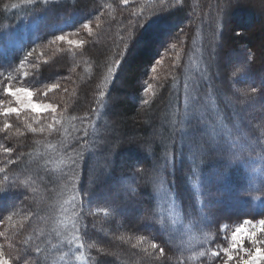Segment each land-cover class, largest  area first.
I'll use <instances>...</instances> for the list:
<instances>
[{
	"label": "trees",
	"instance_id": "trees-1",
	"mask_svg": "<svg viewBox=\"0 0 264 264\" xmlns=\"http://www.w3.org/2000/svg\"><path fill=\"white\" fill-rule=\"evenodd\" d=\"M193 2L0 0V244L11 264L54 263L50 260L51 248L41 246L45 244L51 219L34 214L38 203L48 204L53 198L47 192L54 183L53 175L60 182L69 183L70 165L62 162L57 166L54 161L60 155L62 160H68L78 155L81 148L89 149L94 132L107 114L109 121L115 117L127 123L133 121L138 140L148 137L149 131L143 124L147 113L164 109L171 98L174 99L172 112L176 111L174 117L154 121L152 126L165 122L181 134L174 133L169 142L148 146L149 157L144 163L140 161L143 160L141 154L129 158L123 174L112 177L113 185L108 178L100 189H90L88 173L84 169L80 172L76 193L80 203L90 201V209L76 214L75 230L84 245L86 264H108L119 255L117 252L127 249L129 254L121 258L123 264H220L224 254H211L219 249L223 224L264 217V134L260 133L261 127L264 129V9L245 0H229L227 4L225 0H197L195 7ZM211 6L215 10L212 11ZM202 20L219 23V28L209 26L201 31L205 35L209 31L207 37L219 39L215 57L222 67L221 76L229 85L217 92L222 93L235 110L249 112L246 117L252 121L247 128L238 124L239 131L233 129L230 138L227 137L229 145L225 148L223 145L221 151L215 148L217 142L212 138V127L217 123L215 117L210 113L204 117L199 115L203 102L193 100L191 104L183 99V84L187 79L185 66ZM85 28L92 32L83 51L71 52L73 57L70 53L50 54L57 38L82 35L86 33ZM154 33L160 35L159 41L150 43ZM140 43L149 46L136 48ZM112 45L117 47L108 62L107 53L113 49ZM174 51L178 54L175 62L170 61L165 70L153 71L159 61L173 55ZM45 56L50 59L37 64L32 75L25 71L30 60ZM88 66L92 70L85 74ZM20 84H32L33 89L48 85L45 97L58 106L57 114L53 118L51 115L42 117L36 123L23 118V124L4 115L3 104L9 97L5 88ZM113 94L123 100H112ZM99 96L104 97L98 100ZM256 104L260 113H251ZM182 106L191 107L186 121L193 119L196 128L185 124ZM210 106L213 108L212 104ZM235 119L238 116H228L233 128ZM10 120L14 124H8L11 127L4 130L3 122ZM25 127L29 128L31 137L25 135ZM142 145L144 143L136 144L135 154ZM98 147L101 149V144ZM35 151L39 152L35 163H48L52 167L46 165L43 177L32 175L33 181L27 183L28 177L22 178L21 166ZM89 152L86 159L91 160L94 153ZM203 153L208 154L202 156ZM133 163L137 171L130 172ZM155 164L161 169L151 175L149 169ZM70 184H67L68 190ZM113 190L121 193L111 195ZM163 196L164 200L168 197L175 202L177 216L184 220L178 222L177 229L185 230L179 239L172 235L175 238L172 240L170 236V224L163 215ZM127 212V217L138 222L137 227L119 230L115 235L120 238L119 242L107 244L105 228L118 222L112 214ZM98 223L102 228L92 230ZM35 226L38 234L34 232ZM190 229L199 231L206 242L190 250L204 251L207 245L211 254L198 255L195 260L191 254L190 257L183 255L182 243L178 241H184ZM44 230L47 232L43 233ZM206 233L211 236L210 241L203 238ZM116 243L121 248H115ZM154 243L160 251L163 249V256L149 248ZM49 244L51 247L52 240ZM135 257L140 258L138 263Z\"/></svg>",
	"mask_w": 264,
	"mask_h": 264
},
{
	"label": "rangeland",
	"instance_id": "rangeland-1",
	"mask_svg": "<svg viewBox=\"0 0 264 264\" xmlns=\"http://www.w3.org/2000/svg\"><path fill=\"white\" fill-rule=\"evenodd\" d=\"M150 1V0H148ZM171 1H177V0H171ZM229 0H225V3L227 4ZM245 3H251V4H257L260 5L264 9V0H245ZM197 5V0H194L193 6L195 7ZM213 10L215 8L213 6L210 7ZM229 17H227L228 19ZM131 25V23L129 24ZM214 27V28H219V23L217 21H209V20H202L201 22L198 23V33L196 35L195 40L193 41V50L192 53L189 55V63L185 66V77L187 78L185 80V85L184 86V97L183 99L185 100V103L188 101L191 104L193 103V100L197 102H203L202 105L203 107H200L199 110V115L204 117V115L209 114L213 115L215 118V123L212 127V133L213 136L212 138L215 139V142H217V145H215L218 151H221L224 145V148L229 145V139L230 134L233 133V129L235 132L239 131V128H237V125H243L245 128H247L248 124H252V121L249 120L248 117H246L249 112L244 111L243 109L238 111L235 110L234 107L232 106L231 103H229L224 96H222V93L220 95V90L221 88H225L229 83L224 80L221 76V71L220 68L221 65L219 64L216 60L215 55L218 53L219 49L217 48L219 39L217 37H207L210 32L206 31L207 35L203 34L201 31H205L208 27ZM86 31L82 35H72V37H59L56 39V41L52 44L51 50L52 53L51 55H64L67 53H70V56L73 57L72 53L73 51H83L86 48L88 39L91 35V29L85 28L83 29ZM131 37V36H130ZM160 35L158 33H154L152 35V39H150V43L157 42L159 41ZM153 40V41H151ZM116 43V42H115ZM139 45V44H138ZM136 46V48L139 47H148V43H140L139 46ZM99 46V45H98ZM97 46V47H98ZM117 47L116 45H112V50L107 53V61L110 62V55L114 53V48ZM101 48V46H100ZM107 48V46L105 47ZM108 50V49H107ZM179 51V50H178ZM173 55L171 56H166L164 60L159 61L157 66L154 67L153 71H160V70H165L170 66V61L171 63L175 62L177 60V52L176 54L175 51L172 52ZM208 55V56H207ZM41 59L37 60L36 58H33V61L30 60L29 65L26 67L25 71H28V74L32 75L35 69L37 68V64L41 62L47 61V59H50L49 57L43 58L40 57ZM41 60V61H40ZM92 70L91 66H88L87 69H85V74L86 72H91ZM164 73V72H163ZM163 73L162 76H163ZM122 78L123 77H119ZM115 82H113L112 86L115 85ZM117 84L120 85V81H117ZM32 85V84H30ZM28 85H13V86H7L5 88H11L13 91L17 89H26L29 92H31V96L25 95L23 92L19 94V102L17 100V97H13L11 95H8L7 92L6 94L9 96L8 100L3 104V110L2 113L4 114L5 111L8 108H19L20 111L19 113H9L6 116L12 117V119H15V122H20L23 124V118L24 120L29 118L30 120L33 121V123H36L37 120H41L42 117H48V115H51L50 118H53L55 114H57L58 111V106L52 102H50L46 97L45 94L47 93L48 85H42L39 88H31V86ZM124 87V85L122 86ZM173 89H175V86H172ZM39 90V91H37ZM219 91V92H217ZM41 92V93H40ZM254 93V92H252ZM251 93V94H252ZM102 95V94H101ZM104 96H99L98 100H102ZM112 100H123L121 96H118L116 94L111 95ZM169 101L167 104V107L164 109L161 108L159 111H151L150 113H147V116L145 117L146 119L143 120V124L145 128L148 129L149 131V136L146 138H141L138 140V133L137 131L135 132V128L133 125V121H130V123L125 122L123 118L120 117H115L113 121H109L108 117L109 115L107 114L104 116V120L101 123V127L97 129L96 132H94V135L92 137V141L89 145V149H80V153L76 156H73V158L68 159V160H62V155H60L56 161H54L56 164L59 165L62 162H67L70 165V180L69 183L67 182H60L59 178H57L56 175L52 176V181L54 182L51 187H48L47 192L53 195V198L50 203L45 204L42 202L41 204L38 203V209L35 211L36 217H41V218H50L51 219V225H50V230L47 235V238L45 236V244H41L42 248H51L50 249V260L51 262L53 261V264H86L87 258L84 250V245L80 241L79 235L77 230H75V224H77L76 221V214L83 212V211H88L90 201H86V204L79 200V196L76 193V184L78 181V176L80 172L84 169L86 173H88L89 178L87 179V185L89 186L90 189L95 188H101L102 184L104 181H107V179H111L112 185L114 184V178L118 177L123 174L124 171H122L125 168V163L126 161L129 160V158H133V156H138L141 154L143 156V163L145 162L144 159H148L149 157V152L147 147L154 145L153 143L156 144H161L163 141L166 142V140L169 142L174 138V133L176 134H181V132L177 133L176 129H174L172 126H169V124L163 122L162 125H159L157 127H153L152 124L157 123L158 121H164L173 118L176 114L175 112H172L171 105L173 106V102ZM174 100V99H173ZM208 100V102H207ZM31 101V103L35 105H42L43 107H37L35 110L29 108L28 102ZM209 101L213 105V108L209 105ZM101 102V101H100ZM183 105V104H182ZM187 106V104H185ZM182 106L183 108V115L185 116L184 119L185 121L187 120L186 114L188 111L191 109V107H185ZM186 108V110H185ZM177 109V106H176ZM253 109L251 113H260V109L258 105L256 104L253 106ZM237 111V112H236ZM114 112H118L115 110ZM197 111H195L192 115V117L195 115ZM190 114V113H189ZM5 115V114H4ZM231 115V116H230ZM227 116V117H226ZM228 116L229 117H237L238 119L236 120V124L234 125V128L232 126L233 122L230 120L228 121ZM247 118L245 119L244 118ZM248 116V115H247ZM250 116V115H249ZM191 117V116H190ZM35 119V120H34ZM206 119V117H205ZM249 120V121H248ZM160 121V122H161ZM8 122V121H7ZM6 121L3 122V129L7 130L8 128L11 127V124L13 123L12 120L7 123ZM214 122V121H213ZM14 124V123H13ZM185 124L188 125L191 129L196 128L197 125L195 124L194 120L192 119L191 121H186ZM231 128H229V127ZM263 126V125H262ZM184 129H187L186 126H183ZM182 129V128H181ZM25 135L31 137V132H29V128L25 127ZM183 130V129H182ZM259 130V129H258ZM170 131V132H169ZM249 131V130H248ZM264 134V129L261 127L260 133ZM99 132V134H98ZM102 136L103 137H98ZM253 137L251 136V139ZM219 140L220 142H218ZM196 143L198 141H195ZM141 145L144 143V146L141 149V147H138V153L135 154V149L136 144ZM207 144H209V141H206ZM102 146L101 149L104 150L103 154L101 153V149H99L98 145ZM169 145V144H168ZM167 145L163 148V152L166 151ZM191 147V146H190ZM216 149V150H217ZM123 150V153H122ZM126 150V151H125ZM188 150L190 152V149L188 147ZM89 151H92L94 153L93 159L89 160L86 159L88 156L87 153H90ZM100 151V153H99ZM125 151V153H124ZM38 151H35L34 153H30L27 160L25 161V164L21 166L22 168V178L24 176L28 177L27 183H30L33 181L32 175H38V177H43V169L46 168L47 166L51 164H46V163H35L36 161V155L38 154ZM191 153V152H190ZM164 154V153H163ZM163 154L160 157H163ZM208 154V153H206ZM205 153L202 154V156H207ZM96 155V156H95ZM67 157V156H66ZM159 157V158H160ZM116 161L118 163L116 164ZM147 162V161H146ZM47 165V166H46ZM127 165V164H126ZM56 166V167H57ZM165 166V159L162 161V169ZM52 167V165H51ZM85 167V168H84ZM117 168V169H116ZM99 169L101 171L97 172L94 170ZM135 169V170H134ZM161 167L159 165L156 166V164L149 169V173L151 175H155L156 172L160 171ZM137 171L136 169V164L133 163L132 167L130 168V172ZM112 177H114L112 179ZM254 177V176H252ZM118 180V179H117ZM42 183H46V181L41 178ZM33 183H36L34 181ZM71 183V184H70ZM90 183V185H89ZM67 184H70L69 190L67 189ZM105 185V184H104ZM111 185V184H109ZM69 186V185H68ZM251 189H253V184L250 186ZM38 189V188H36ZM67 189V190H66ZM121 193L119 190H113L110 194H118ZM65 196V197H63ZM34 196L32 195V198ZM35 198V197H34ZM37 199V198H36ZM138 199V198H137ZM43 200V198H42ZM41 200V201H42ZM162 203L164 204L163 208V215L165 219L169 222L170 226V236L173 237L176 236L179 239V236L182 234V231L185 230H180L178 228V222L179 220L182 221V219L177 216V210L176 208L173 207V204H175L174 201L166 197L164 200V196L161 199ZM161 203V204H162ZM228 207V206H227ZM73 210V211H72ZM128 212L125 214L121 215H113V217L117 218L118 222L114 224L112 227H106L105 234L107 235V244H112L115 242H119V237L115 236L117 233H119V230L123 228H128L130 230H133L137 227L138 222L133 221L129 217H127ZM135 215V214H134ZM134 215L132 217L136 218ZM80 217V216H79ZM184 221V220H183ZM261 221H264V217L261 218H255V219H246L245 221H241L235 224H231L232 222L228 224H223L221 227L222 230V238H221V243L219 244V249L215 250L214 252H211L207 250V245L204 247V251L201 249H192L191 248H196L199 246L200 242L206 243L204 240L201 239L200 237V232L199 231H192L191 229L187 231L185 240L184 241H178V243H182L181 245L183 246V251H184V256L185 257H190V254L193 259L195 260L198 255H205L206 253L208 254H217L222 252L224 254V257L222 259V262L220 264H242L241 257L244 259H247V254L244 252V249H253L254 247H260L264 248V224L261 223ZM183 223V222H182ZM41 226V224L39 223ZM183 225H186L183 223ZM92 230L96 229L99 230V228H102L100 223L94 225L91 227ZM34 232L36 230V226L33 228ZM109 230L112 232V235L110 234ZM165 230V228H164ZM238 230H241L238 232ZM129 231V230H128ZM47 232L44 230L43 233ZM255 233V237L257 240V244L254 246L251 243V234ZM38 234V233H37ZM114 234V235H113ZM207 234V233H206ZM203 236V238H208L210 241L211 236L208 234ZM236 236L237 239H233V237ZM172 240H175V238ZM137 238V237H136ZM52 240V246L50 247L49 242ZM207 241V243H208ZM176 242V241H174ZM117 245L115 248H121L119 247V243H116ZM233 245H236L233 247ZM152 250H158L157 255L163 256V253L160 251L158 244L154 243L151 245ZM0 253H2L3 259L7 260L9 264H11V259L7 256L6 252L3 250V247L0 244ZM119 255H115V258L113 260H110L108 264H123V261L121 258L125 254H129V249L127 251H121L117 252ZM106 255V253H104ZM54 255V256H53ZM229 256L232 257V259H229ZM43 259V258H40ZM139 257H135L136 263L139 262ZM179 260V258L177 259ZM44 261V260H43Z\"/></svg>",
	"mask_w": 264,
	"mask_h": 264
},
{
	"label": "snow or ice",
	"instance_id": "snow-or-ice-1",
	"mask_svg": "<svg viewBox=\"0 0 264 264\" xmlns=\"http://www.w3.org/2000/svg\"><path fill=\"white\" fill-rule=\"evenodd\" d=\"M6 92L8 95H11L13 97H17V100L19 102V94L23 92L27 96H31V92H29L26 89H17L13 91L11 88L6 89ZM29 108L35 110L37 107H43L42 105H35L31 103V101L28 102L27 105ZM19 108H8L5 111V115H8L9 113H19ZM7 151H11V149H8ZM262 224H264V221H261ZM241 230H238V232ZM264 231V229H262ZM233 239H237L236 236L233 237ZM251 243L255 246L258 242L255 237V233L251 234ZM236 245H233L235 247ZM163 251V249H161ZM244 252L247 254V259H244L241 257L242 264H264V248L260 247H254L253 249H244ZM229 259H232L231 256H229ZM0 264H9V262L5 259H3L2 253H0ZM239 264V262H238Z\"/></svg>",
	"mask_w": 264,
	"mask_h": 264
}]
</instances>
